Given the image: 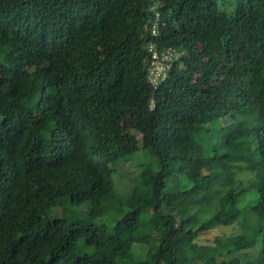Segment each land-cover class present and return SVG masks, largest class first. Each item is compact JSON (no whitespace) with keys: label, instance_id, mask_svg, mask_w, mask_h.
Here are the masks:
<instances>
[{"label":"trees","instance_id":"trees-1","mask_svg":"<svg viewBox=\"0 0 264 264\" xmlns=\"http://www.w3.org/2000/svg\"><path fill=\"white\" fill-rule=\"evenodd\" d=\"M0 264H264V0H0Z\"/></svg>","mask_w":264,"mask_h":264},{"label":"rangeland","instance_id":"rangeland-1","mask_svg":"<svg viewBox=\"0 0 264 264\" xmlns=\"http://www.w3.org/2000/svg\"><path fill=\"white\" fill-rule=\"evenodd\" d=\"M217 2H220L222 0H215ZM225 1V0H224ZM228 2H231L233 0H226ZM233 4V3H232ZM196 81L202 85H205L206 87H211L212 83L209 82V81H204L202 80L201 78L199 77H196L195 78ZM234 121H241L243 119H245V115L239 113V112H236L232 115L231 117ZM142 155V154H141ZM139 155V158L140 159H144L143 156ZM135 165L133 162H130V163H124V162H120L118 163L116 166H117V170L116 172L114 173V182H115V185H116V190L118 192V194H120V196H123L125 197L126 195V192L125 190L126 189H129V187L132 186L131 182H125V179L128 181V180H133L134 178L137 177V170L132 167V165ZM124 171L123 174H121V171ZM136 180V179H134ZM124 183H126V186L127 188L125 187ZM75 213H77L76 211H74ZM65 217H67L68 219H70L71 221H74L77 219V217L79 218L78 216V213L76 215H73L72 214H64ZM83 218V217H82ZM238 231V228H237V225L236 224H232V225H229V226H218V227H215L213 229H211L208 233L206 234H202L200 237H199V241L200 242H211V239L213 236L215 235H220V234H224V235H231V234H235L237 233ZM257 231L256 228H254L252 230V232H250V234H247V236H250V235H253L255 234Z\"/></svg>","mask_w":264,"mask_h":264},{"label":"built area","instance_id":"built-area-1","mask_svg":"<svg viewBox=\"0 0 264 264\" xmlns=\"http://www.w3.org/2000/svg\"><path fill=\"white\" fill-rule=\"evenodd\" d=\"M150 31L155 34V24H152ZM144 48L148 53V60L145 65L146 78L152 87H156L165 79L172 62L178 56V52L172 47L158 49L153 41H147ZM150 104H152L151 101Z\"/></svg>","mask_w":264,"mask_h":264}]
</instances>
